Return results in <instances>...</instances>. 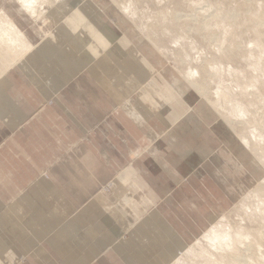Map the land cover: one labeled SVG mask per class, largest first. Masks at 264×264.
Returning a JSON list of instances; mask_svg holds the SVG:
<instances>
[{
    "label": "crops",
    "instance_id": "1",
    "mask_svg": "<svg viewBox=\"0 0 264 264\" xmlns=\"http://www.w3.org/2000/svg\"><path fill=\"white\" fill-rule=\"evenodd\" d=\"M81 6L75 15L85 22L84 39L97 40L74 53L42 39L23 63L0 76V264H165L175 238L167 242L170 228L149 205L164 200L170 186L166 179L158 181L162 176L147 173L155 163L149 160L151 146L144 148L149 140L160 143L165 137L159 122L164 128L167 117L175 120L176 106L166 110L158 97L150 104L132 85L158 79L156 87L167 86L176 103L179 83H165L142 69L131 73L132 67L118 68L128 77L121 84L106 79L117 64L103 63L101 50L106 42L119 41L108 34L116 28L101 6L84 11ZM132 45L122 46L117 59L111 57L120 62L143 55L152 66L143 44L134 40ZM86 59L97 65L87 69ZM181 154L176 155L181 159ZM136 167H142V175ZM167 174L176 177L170 170ZM108 180H113L112 192L121 189L124 196L98 193ZM125 231L128 236L121 238Z\"/></svg>",
    "mask_w": 264,
    "mask_h": 264
},
{
    "label": "rangeland",
    "instance_id": "2",
    "mask_svg": "<svg viewBox=\"0 0 264 264\" xmlns=\"http://www.w3.org/2000/svg\"><path fill=\"white\" fill-rule=\"evenodd\" d=\"M77 1L33 0V7L42 15L37 20L17 0H0V9L14 18L32 44L54 33L59 45L77 53L85 43L97 39H87L88 42L84 39L85 22L75 15V11L81 5L84 8L88 5L101 6L111 16L108 20L116 28L108 33L110 38L116 35L119 38L114 44L112 40L102 46V62L117 64L113 77L108 78L103 73L106 79L121 84L128 77L125 72H118V68L132 67L131 73L139 74L141 72L138 69H142L146 74L150 72L152 78L161 77L165 83L178 80V83L181 81L186 84L185 81L197 79L196 85L202 84L205 87V90L198 87L188 89L190 91H187L185 105L173 110L177 113L174 115L175 120L170 122L167 117L166 122L170 124L167 123L164 128L159 122V130H165V137L160 139V143L149 140L144 148L147 151V147L151 146L149 160L155 163L148 166L147 172L162 176L158 181L161 183L166 179L170 186L164 189L167 194L164 200L159 199L149 205L151 209H159L158 213L165 218L170 228L166 233L167 242L168 238H175L176 247L174 252L171 249V256H166L165 264H264V209L261 208L264 207V130L260 128L264 123V0H80L73 7ZM118 6L127 8L130 18ZM60 16L63 21H60ZM116 24L121 25L118 27ZM70 25L73 29L67 31ZM123 26H127L126 31L121 30ZM67 32L71 34L70 37L65 34ZM126 33L132 36V41L125 38ZM60 35L65 38H60ZM75 37L79 43L72 39ZM157 39L161 40L158 45ZM134 40L141 42L144 52L150 54L152 66L143 55L132 58L124 56L120 62L112 58L114 56L117 59L120 50L123 52L122 46L133 47ZM93 63L90 60L85 67L91 69L97 65ZM157 80L151 79L144 87L135 86L133 82V91L150 104H156V97L161 98L165 102L163 107L170 110L169 104H175V100L167 86L161 85L163 89L156 87ZM181 83L175 84V94L178 91L176 87L181 86ZM176 96L178 99L179 96ZM225 98H228L227 110L232 108L231 105L237 108L236 112L239 107L244 108L240 122L238 118L233 123L221 120L220 116L224 117L226 109L214 102ZM51 102L50 99L45 103ZM250 115L253 119H249ZM185 133L190 134L192 139L182 136ZM252 133H256V136L263 133V140L259 138L262 136L257 139ZM177 135L181 136L180 139L175 138ZM252 137H256L259 145L255 144L256 141L252 144ZM167 150L182 153V158L176 154L173 156ZM135 160L137 156H134L132 162ZM143 163L140 161L141 165ZM136 168L137 175L141 174L139 171L142 167ZM169 170L175 178L167 174ZM257 186L261 187L259 191L255 190ZM112 189L113 180H108L100 185L97 192L105 197L112 193L113 196L125 194L121 193V189H116V192H112ZM213 226L221 228L219 237H215L216 241H203L201 238L204 232ZM237 229L244 237L236 247L238 249H234L238 260L228 253L226 256L225 253L230 249L223 245V241L234 238ZM223 234H227V237ZM120 236L126 238L128 232ZM198 239L196 245L200 244V248L188 252L189 256L188 248L195 245ZM186 255L192 257V260Z\"/></svg>",
    "mask_w": 264,
    "mask_h": 264
},
{
    "label": "bare ground",
    "instance_id": "3",
    "mask_svg": "<svg viewBox=\"0 0 264 264\" xmlns=\"http://www.w3.org/2000/svg\"><path fill=\"white\" fill-rule=\"evenodd\" d=\"M19 3H20V6L34 19V20H37V19H39L42 15L40 14V13H38V11L33 7V0H17ZM119 8L121 7V6H118ZM121 9V11L124 13V15L126 16V17H129L130 18V14L128 13V9L127 8H125V7H121L120 8ZM121 12V13H122ZM124 15H123V17H124ZM125 18V17H124ZM69 23V22H68ZM72 30L73 29V26L72 25H70L69 26V28H67V31L68 30ZM65 34H67V37H70L71 36V34H69V32H67V33H65ZM156 37H157V34H156ZM46 39H45V41L46 42H49L50 44H53V43H57V44H59L58 42H59V40H57V38H56V36L54 35V33H49V34H47L46 35V37H45ZM60 38H65L64 37V35H60ZM149 38V37H148ZM69 39H71V38H69ZM73 40H75V41H77L78 43H79V39L77 38V37H75V38H72ZM71 39V40H72ZM148 41H149V43L152 45L153 44V42H152V40H151V38H149L148 39ZM159 42H161V40H158L157 39V45H158V43ZM44 43V42H43ZM60 47H66V46H64V45H60ZM157 48V47H156ZM37 49V46L35 45V44H32V42L29 40V38L27 37V35L21 30V28L19 27V25L15 22V20H14V18L11 16V15H9L5 10H3V9H0V76L7 70V69H10L11 67H14L15 65H17V64H20V63H23V61H24V58L26 59V56L27 55H29V53L30 52H32L33 53V50H34V52H35V50ZM64 50V49H63ZM65 50H67V51H69V48H67L66 47V49ZM64 53H66V52H64ZM110 54V53H109ZM66 55V54H65ZM30 56V55H29ZM70 56V55H69ZM87 61H89V59H86V64L85 65H87L88 64V62ZM91 61H93V60H91ZM90 62V61H89ZM83 64V63H82ZM93 64H96L95 62L93 63ZM31 66V65H30ZM83 66V65H82ZM22 68V67H21ZM28 68V67H27ZM29 69V68H28ZM30 76V75H29ZM196 81H197V79L195 80V81H185L186 82V84H183V82L181 83V81H179V83H181V86H179V90H178V96H179V98L177 99V102L175 103V106H176V108H179L180 109V106L182 105V104H184L185 105V101L182 99L183 97L182 96H184V98H186L187 97V91H190L191 90V87H194V88H202V89H204L205 90V87L202 85V84H199V85H196ZM184 85V86H183ZM186 86V87H185ZM188 89H190V90H188ZM139 91V90H138ZM136 92V91H135ZM166 93V92H165ZM167 95V94H166ZM182 97V98H181ZM226 99L228 100V98H225V100H222V99H218V100H215V104H220L221 105V107L223 108V109H226L225 111H226V114L224 115V117H221L219 114V116H220V118H221V120H223L224 122L226 121L227 123H233L234 122V120L235 119H239L240 117H242L241 115L242 114H244V108H238V111L236 112V110H237V108L236 107H234L233 105H231V109L230 110H227V108H226V103H227V101H226ZM132 101V100H131ZM199 102V101H198ZM206 103H207V101H206ZM228 105V104H227ZM196 106V105H195ZM137 110H138V107H137ZM152 111V110H151ZM241 112H242V114H241ZM156 114V113H155ZM241 114V115H240ZM175 115V114H174ZM183 115V114H182ZM181 115V116H182ZM263 116V115H262ZM264 117V116H263ZM170 118V117H169ZM168 119V118H167ZM174 119V118H173ZM249 119H253V116H251L250 115V118ZM169 120V119H168ZM212 120V119H211ZM240 120L241 119H239V122H240ZM149 121V120H148ZM171 121H172V119H171ZM170 121V122H171ZM165 123L167 124V123H169V122H166V119H165ZM206 123H207V121H206ZM161 124V123H160ZM213 125H215V124H213ZM227 125H229L230 126V128L231 129H233L232 127H231V125L230 124H227ZM262 125H263V127H260V128H262L261 130H264V123H262ZM152 126V125H151ZM145 127V126H144ZM201 127V126H200ZM202 127H203V125H202ZM163 128V127H162ZM207 128V127H206ZM156 129V128H155ZM206 130V129H205ZM151 131V130H150ZM260 131V130H259ZM241 132V131H240ZM261 132V131H260ZM260 132H258V133H260ZM262 132H264V131H262ZM252 134H254V136H256V133H252ZM147 135V134H146ZM245 135V134H244ZM258 136H262L263 135V133L261 134V135H259V134H257ZM258 136H256L257 137V139H258ZM205 137V136H204ZM224 137V136H223ZM256 137H252L253 138V140H251L252 141V144H253V141H256L257 139H256ZM148 138V137H147ZM225 138V137H224ZM254 138H255V140H254ZM260 139H261V141L263 140L262 138H263V136L262 137H259ZM248 139V138H247ZM241 140H243L242 138H241ZM246 140V139H245ZM248 140H250V139H248ZM157 141V140H156ZM241 142H243V144L244 143H246V141L244 142V141H241ZM257 143V141L255 142V144ZM248 144V143H247ZM165 145V144H164ZM251 144H249V146H250ZM254 145V144H253ZM257 145H259L258 143H257ZM246 146V145H245ZM244 146V147H245ZM231 148H233V147H231ZM251 148V147H250ZM160 149V148H159ZM246 149V148H245ZM252 149H253V146H252ZM255 149H257L256 147H255ZM249 150H251V149H249ZM153 152H154V150H153ZM253 153L255 154V151H253ZM252 154V153H251ZM159 155V154H158ZM214 155V154H213ZM257 155V154H256ZM261 155V154H260ZM254 156V158H255V155H253ZM252 156V157H253ZM159 157V156H158ZM144 158V157H143ZM142 158V159H143ZM260 158H261V156H260ZM206 159V158H205ZM256 159V158H255ZM259 160V159H258ZM261 160V159H260ZM166 161V160H165ZM204 161V160H203ZM263 163V162H262ZM239 164V163H238ZM243 164V163H242ZM260 164V163H259ZM147 165V164H146ZM264 165V164H263ZM262 165V166H263ZM152 166V165H151ZM178 166V165H177ZM259 166H261V165H259ZM242 167V166H241ZM264 167V166H263ZM144 168V167H143ZM154 168V167H153ZM179 168V167H178ZM150 169V168H149ZM203 169V168H202ZM244 169V168H243ZM263 169V168H262ZM140 170V169H139ZM192 170V169H191ZM133 171V170H132ZM131 171V172H132ZM175 171V170H174ZM181 171V170H180ZM134 172V171H133ZM151 172V171H150ZM158 172H159V170H158ZM157 172V173H158ZM135 173V172H134ZM133 173V174H134ZM148 173V172H147ZM139 176V175H138ZM158 176V175H157ZM164 177V176H163ZM119 179H120V177H119ZM124 179V178H123ZM168 179V178H167ZM186 180V179H185ZM165 181V180H164ZM170 181V180H169ZM130 182V181H129ZM168 182V181H167ZM171 182V181H170ZM163 183V182H162ZM256 183V182H255ZM260 183V182H259ZM263 183V182H262ZM261 183V184H262ZM118 184V183H117ZM168 184V183H167ZM261 184H260V186H261ZM263 187H264V184L262 185ZM259 188V189H258ZM260 188L261 187H259V186H257L256 188H255V190L256 191H259L260 190ZM258 189V190H257ZM250 190V189H249ZM263 190H264V188H263ZM262 190V191H263ZM255 191V192H256ZM253 192V191H252ZM259 194V193H258ZM249 195H251V194H249ZM252 196H253V194H252ZM263 196H264V194H263ZM261 197H262V195H261ZM258 198V197H257ZM258 199H260V197L258 198ZM246 201H248V200H246ZM260 201H262V200H260ZM264 202V201H263ZM262 202V205L264 206V203ZM260 205V204H259ZM247 207H249V206H247ZM256 207H258L257 205H256ZM255 207V208H256ZM251 208V207H250ZM260 208V207H259ZM261 208H263L264 209V207H261ZM245 209H246V207H245ZM254 209V208H253ZM252 210V209H251ZM255 211V210H254ZM260 211L261 210H259V213H260ZM264 210H262V212H263ZM252 212V211H251ZM257 212V211H256ZM254 213V212H253ZM264 213V212H263ZM263 213H262V216H263ZM249 214H251V215H253L252 213H249ZM255 214V213H254ZM262 216L261 217H258L259 219L260 218H262ZM219 217H221V216H219ZM212 219H214V217L212 216ZM255 219H256V217H255ZM215 222V221H214ZM213 222V223H214ZM263 222H264V220H263ZM262 222V223H263ZM212 223V222H211ZM209 226H212L211 224L209 225ZM220 227H217V226H213L211 229L209 228V230H207V231H205L204 232V234H203V236H202V240L204 241V240H206V241H211V240H215V239H217V238H215V237H219L218 236V233L220 232ZM229 229H231L230 227H229ZM238 230V229H237ZM235 230V232L236 233H232L233 235H234V238H232L231 239V237H230V241H223V245H225V247H227V248H229L230 249V251L229 252H223L222 254H223V256H224V253L226 254V256H227V253H228V255H231V256H233V257H235L237 260L239 259V257H236L235 256V252H234V249H238V248H236L237 246H239L240 244H241V242L243 241V239H244V237L242 236V234L240 233V231L238 230ZM231 231V230H230ZM232 232V231H231ZM222 234V233H221ZM219 235H220V233H219ZM227 234H225V236H224V234L222 235V236H224V237H227L226 236ZM222 236H221V238H222ZM228 239H229V236H228ZM199 240L200 239H198L196 242H195V245H193V246H191V247H189L188 248V250H187V253L189 252H194L195 251V249L196 248H200V244L199 245H196V244H198V242H199ZM216 241V240H215ZM217 243H218V241H217ZM215 243H213L212 245H214ZM239 244V245H238ZM243 244V243H242ZM204 245V244H203ZM206 245V244H205ZM220 245V244H219ZM233 246V247H232ZM243 246V245H242ZM242 246H241V248H242ZM204 249V248H203ZM186 251V250H185ZM236 251H238V250H236ZM240 252V251H239ZM188 253V255L190 256V254ZM216 253H219V252H216ZM188 255H186L187 257H189ZM198 255H199V253H198ZM179 257V256H178ZM183 257V256H182ZM190 258V257H189ZM192 258V257H191ZM190 258V259H191ZM204 258H205V256H204ZM203 258V259H204ZM206 259H208V258H206ZM192 260V259H191ZM212 260V259H211ZM208 261H210V260H208ZM182 262V261H181ZM211 262V261H210ZM220 262V261H219ZM215 263V262H214ZM213 262H211V264H214ZM217 263V262H216ZM207 264V263H206ZM219 264H221V263H219Z\"/></svg>",
    "mask_w": 264,
    "mask_h": 264
}]
</instances>
